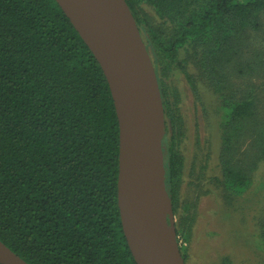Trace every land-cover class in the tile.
Wrapping results in <instances>:
<instances>
[{
  "label": "trees",
  "instance_id": "trees-1",
  "mask_svg": "<svg viewBox=\"0 0 264 264\" xmlns=\"http://www.w3.org/2000/svg\"><path fill=\"white\" fill-rule=\"evenodd\" d=\"M126 1L156 68L167 191L187 240L195 214L181 200L187 125L175 75L195 103L215 96V179L243 192L264 161V84L252 83L264 76V0ZM119 135L105 74L57 1L0 0V240L29 264H137L118 206Z\"/></svg>",
  "mask_w": 264,
  "mask_h": 264
},
{
  "label": "water",
  "instance_id": "water-1",
  "mask_svg": "<svg viewBox=\"0 0 264 264\" xmlns=\"http://www.w3.org/2000/svg\"><path fill=\"white\" fill-rule=\"evenodd\" d=\"M100 64L119 122L118 206L137 264H186L167 191L166 114L126 0H56ZM0 264H29L0 240Z\"/></svg>",
  "mask_w": 264,
  "mask_h": 264
},
{
  "label": "rangeland",
  "instance_id": "rangeland-1",
  "mask_svg": "<svg viewBox=\"0 0 264 264\" xmlns=\"http://www.w3.org/2000/svg\"><path fill=\"white\" fill-rule=\"evenodd\" d=\"M175 80L182 94L187 125L181 200L182 205L184 202L191 205L189 208L193 206L195 214L191 235L187 240L186 234L178 236L180 248H185V262L225 264L228 260L231 264H264V245L260 241L264 222V161L254 170L252 183L243 192L231 195L218 185L215 178L220 176V135L215 96L205 91V106L195 103L184 75L177 73ZM254 82L263 86L264 76L253 79ZM262 97L264 104V93ZM206 111H210L209 122ZM177 223L175 216L176 229Z\"/></svg>",
  "mask_w": 264,
  "mask_h": 264
},
{
  "label": "flooded vegetation",
  "instance_id": "flooded-vegetation-1",
  "mask_svg": "<svg viewBox=\"0 0 264 264\" xmlns=\"http://www.w3.org/2000/svg\"><path fill=\"white\" fill-rule=\"evenodd\" d=\"M166 145H164V147H165ZM166 148V147H165Z\"/></svg>",
  "mask_w": 264,
  "mask_h": 264
}]
</instances>
